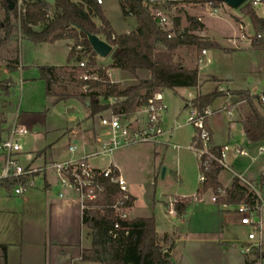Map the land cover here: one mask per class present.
I'll use <instances>...</instances> for the list:
<instances>
[{
    "label": "trees",
    "instance_id": "16d2710c",
    "mask_svg": "<svg viewBox=\"0 0 264 264\" xmlns=\"http://www.w3.org/2000/svg\"><path fill=\"white\" fill-rule=\"evenodd\" d=\"M9 0H0L8 16L1 22L4 29V40H10L21 34L35 44L53 43L59 39L73 40L69 60L74 64L67 67L62 75L56 66H39V78L45 83V94L55 105L62 101L75 99L87 105L89 118L102 115L110 109L115 113H131L140 107L157 92L171 89L175 92L179 88L198 86L199 69H190L175 60V51L186 45H196L198 50L219 49L215 42H205L195 35L192 28L181 29L180 19L176 18L173 31L175 35L168 37V32L158 25L157 20L143 6L142 0H119L125 17L133 16L137 26L129 33L117 34L104 15L100 4L96 0H28L24 11H19L16 0L10 9ZM195 4L209 1L219 5V0H190ZM247 16L253 27L251 43L247 48L257 59V76L264 78V17L259 16L249 3L239 8ZM99 19L100 26L95 22ZM42 25L40 29L36 26ZM202 26V25H201ZM86 33L104 36L113 46L110 55L111 63L98 65L96 57L91 59L90 66L99 74V80L83 81L79 78V70L75 62L77 46H83L88 51L95 52L88 41ZM228 52V51H227ZM18 64V60L16 62ZM119 69L135 78L137 82L126 87L119 83H111L107 71ZM139 71H147V78L138 77ZM75 84L80 91H71L68 85ZM89 84L85 91L83 86ZM5 94L9 95V88L5 87ZM235 94L244 100L249 110V117L242 121V127L248 140L264 142V103L259 95L251 94L249 89L236 90ZM217 94H198L189 105L199 111L209 108ZM112 98L113 103L108 100ZM1 116V114H0ZM6 120L0 117V141L6 138L8 128ZM208 127V125H207ZM209 129V127H208ZM212 136L211 130L209 129ZM196 137H194L195 141ZM193 141V142H194ZM212 144V139H211ZM197 145H200L198 142ZM210 151L216 157L221 155V147L212 146ZM199 169L204 173L202 192L211 189L217 196V202L225 205H235L241 202L255 204L257 195L250 191L248 185L237 175L233 176L229 188H224L219 181V173L224 168L215 160L203 157ZM15 180L0 182V187L9 188ZM104 187L103 199L90 203L83 211V222L90 230L91 247L82 251V259L97 261L102 264H174L170 255L164 251L162 239L157 232L155 217H137L120 219L113 204L122 197L117 184L110 178H101ZM259 183L264 186V172L260 175ZM224 191V195L220 193ZM134 198L131 197L129 206ZM189 198L176 199L175 208L179 215L186 213L190 207ZM119 223V228L114 225ZM264 258V253H259Z\"/></svg>",
    "mask_w": 264,
    "mask_h": 264
},
{
    "label": "crops",
    "instance_id": "0c3cea01",
    "mask_svg": "<svg viewBox=\"0 0 264 264\" xmlns=\"http://www.w3.org/2000/svg\"><path fill=\"white\" fill-rule=\"evenodd\" d=\"M49 2L54 4V0H49ZM114 3H118L121 10L119 0H103L100 4L113 30L117 34L129 33L134 30L137 26V20L133 16L125 17L123 15L122 29L117 28L110 14V8ZM7 16L5 8L0 4V21L3 22ZM95 22L97 24L100 21L95 19ZM41 27L42 25H38L35 29L38 30ZM72 44L73 40L70 38L59 39L53 43L35 44L21 34L10 40H4V29L0 26V69L5 72L4 74H7L8 77L6 78L12 79L17 86L19 83L14 81L12 75H20V84L40 80L38 67L43 65L61 68L62 70L59 71L63 75L64 70L74 64L73 61L69 60ZM248 47L249 45L245 44V48ZM60 56H64V62L60 61ZM17 60L18 64L16 63ZM10 61H14V63ZM98 63L106 66L111 63V58L107 62L99 60ZM109 70H113L118 76L125 74L119 69ZM149 76L150 73L147 72L145 78ZM258 79L260 78L258 77ZM227 80L228 86L231 85L228 88L235 91L249 89L253 95H259L264 88L260 81L257 89L253 92L250 87L234 86L233 75H227ZM16 85L15 87H17ZM217 97L219 96L217 95ZM232 106L230 112L222 110L221 106L207 120V125L212 133V144L221 148L228 144H237L246 150L249 156L229 154L227 167H224L219 173V181L224 188L231 186L234 175L239 176L243 183L245 180L253 181L260 186L261 192L259 194L264 198V186L259 183L260 175L264 172V161L259 165L258 176L250 175L251 168L258 156L263 155V153H259V147L264 148V142H251L244 133L242 121L249 117V110L245 101H234ZM185 107L191 109L188 101ZM240 110L242 111L240 112ZM87 123L84 118L80 119L75 127H68L69 132L65 130L56 139L45 143L38 149H32L33 153L28 155V160L25 163L39 166L52 161L68 159L71 156L69 146L72 144L81 146L78 147L80 151L94 152L100 150L101 134H103L104 128L97 121ZM10 125L5 123L8 130ZM7 134L8 131L6 136ZM195 135L196 133L192 137V146ZM64 137H66L65 143L60 144ZM71 139H73L72 142ZM255 146L257 151L253 153L251 150ZM23 155H25L24 150L21 158ZM125 156H128L126 152L120 154L115 150L108 157L109 162L116 166L127 180L130 193L134 198L130 209V218L152 215L155 217L153 213L140 214L137 211L138 188L136 183L130 181L124 160ZM237 157H243L250 162L247 165L239 166ZM96 160L92 159L91 163L96 167H103V165L96 163ZM151 170L152 175L155 176L153 179L156 181L160 170L155 165ZM176 176L178 178L179 173ZM202 187L203 183L200 181L196 193L192 196L205 194L202 197L203 201L192 202L190 200L191 204L186 213L176 216V218L181 219L180 227L174 225L169 229L161 230L156 226L162 239L164 251H168L174 264H249L250 254H244L242 249L247 246L252 247V245L261 246L264 249L261 239L259 243L251 244L253 241L248 240L250 231L244 242L230 236L229 232L225 230L227 228L223 224H217V222L218 219L223 220L225 215L237 213L232 205L223 207L217 201H212L211 197L206 196L211 189L201 192ZM10 197L12 196L3 187H0V264H102L97 261L82 259V251L91 247L90 230L83 222V211L76 193L62 186L52 170L47 172L44 182H41L37 188L28 190L23 196L17 197L16 201ZM168 198L161 200L164 206H167ZM202 216L216 221L215 224L212 226L207 224L196 225L200 223ZM218 225L222 228H218Z\"/></svg>",
    "mask_w": 264,
    "mask_h": 264
},
{
    "label": "rangeland",
    "instance_id": "374dc122",
    "mask_svg": "<svg viewBox=\"0 0 264 264\" xmlns=\"http://www.w3.org/2000/svg\"><path fill=\"white\" fill-rule=\"evenodd\" d=\"M162 5L168 7L174 23L176 18L180 19L181 29L192 28L197 25L196 29L191 32L205 42L219 44L223 50L206 49V59L204 62L199 63L198 58L203 50H198L196 45L179 47L175 51V60L190 69L198 67V86L179 88L177 92L171 89L163 91V103L166 106L163 113V124L167 131L156 143L138 142L124 145L116 150L120 154L124 152L128 154L124 160L130 181L136 183L138 188V213H153L156 218V226L161 230L169 229L174 225L181 226V219L169 214L167 206H164L161 200L169 197L166 202L169 204L170 200L183 198L177 195L192 196L196 193L195 191L200 182L199 160L192 146V137L196 133V129L188 122L191 109L185 107L186 102H191L198 94L216 93L219 97L215 98L209 108L214 113L222 106V110L230 112L234 101L237 102L241 98L235 94L234 89L228 88L231 85L228 86L227 75H233L234 86L243 85L250 87L253 92L257 89L260 81L264 86V80H262L264 78L258 79L257 76V59L250 50L245 48V44L249 45L246 43L247 41L242 40V33L247 37L253 35V27L250 19L240 9H233L223 4L220 15L215 16L208 12L205 3L195 4L184 0H165ZM254 10L259 16L264 17V2L258 4ZM110 14L117 28L122 29L123 13L118 3H114L110 8ZM241 23L244 29H239ZM97 25L100 26V22ZM101 37L104 38V36ZM100 58H97V61L107 62L110 60V55ZM60 59L62 62L65 61L64 56H60ZM10 62L14 63V61ZM110 72V80L120 82L119 84L122 87L137 82L135 78L127 73L118 76L113 70H110ZM4 73L0 69V106H2L0 117L6 120L7 125L17 119L30 132L21 138L25 152V155L22 156L23 162H26L28 155L33 153L32 149H38L45 143L56 139L65 130L69 132L68 127H75L80 119L84 118L85 122L87 120V124L93 121L98 123L100 115L95 118H89L87 106L84 103L77 102L75 99L52 105L51 100L46 97L43 80L37 79L30 81V83L22 82L20 84V75L14 74L12 75L14 81L19 83V86H17L12 79L6 78L8 76ZM146 73L145 71L139 72L138 77L145 78ZM68 86L71 91L81 90L76 88L75 84ZM5 87L9 88V95L4 93ZM190 93L194 96L189 97ZM251 94L253 93L251 92ZM112 103L113 101H111ZM138 110L139 108H136L133 113L129 114V117L140 118L142 114ZM110 112L111 110L108 109L102 115H108ZM65 138L62 139L60 144L65 143ZM72 141L73 139H71ZM78 147L81 146L78 145ZM251 151L254 153L257 151V147H253ZM262 153L263 155L258 156L257 161L251 168L250 175L252 176H258L259 165L264 161V152ZM237 159L239 166L247 165L250 162L243 157H237ZM108 162L109 157L96 160V163L103 166ZM154 165L160 170L156 181L153 179L155 176L152 175L151 170ZM177 173H179L178 178L176 176ZM250 183L252 185L249 187L250 191L254 192V194L261 192L258 183L256 184L253 181H250ZM200 190L202 192V188ZM221 194L224 195V192H221ZM204 196L205 194H196L189 198L194 202L196 197ZM206 196L212 198L214 196L213 191L211 190ZM10 198L17 200L15 196ZM237 205H232L235 212ZM258 219L261 220V235L258 234L256 241L251 242V244L259 243L261 239V243L264 246V209L259 212ZM215 222L202 216L200 223L196 225L207 224L212 226ZM217 224H223L227 228L225 229L226 232H229L233 238L240 239V242H244L247 239L248 232L252 230L248 226L241 225L240 217L235 213L225 215L223 220L218 219ZM220 225H218V228H222ZM252 248L254 257H260L259 253H264V249L261 246L252 245ZM250 258H253L252 254Z\"/></svg>",
    "mask_w": 264,
    "mask_h": 264
},
{
    "label": "built area",
    "instance_id": "2783aa9c",
    "mask_svg": "<svg viewBox=\"0 0 264 264\" xmlns=\"http://www.w3.org/2000/svg\"><path fill=\"white\" fill-rule=\"evenodd\" d=\"M28 0H16L19 11H24L25 4ZM101 4L103 0H96ZM165 0H142L143 6L147 11L157 20L158 25L168 32V37L175 35L173 31L174 22L172 21L168 7L162 5ZM180 1V0H175ZM190 1V0H184ZM263 0H248L253 8L262 3ZM224 3L215 5L214 2L209 1L205 3L206 9L211 15L219 16L221 13V6ZM239 29H244L243 24H240ZM100 38H102L100 36ZM106 40L105 38H102ZM242 40L251 43L250 37L242 33ZM107 41V40H106ZM93 50V49H92ZM94 51V50H93ZM96 54V53H95ZM207 50L202 51L198 58L199 63L205 61ZM75 62L79 70V78L83 81L99 80V74L93 67L90 66V61L96 56L92 51H88L83 46H77L75 52ZM97 64L100 65L97 61ZM110 80L111 72L107 71ZM111 83L114 81L110 80ZM89 84L83 86V90H87ZM225 90V89H224ZM223 90V91H224ZM222 91V92H223ZM163 92L154 93L146 103L141 105L138 111L142 114L140 118H130V113H115L111 110L108 115H100L98 123L104 128L101 134L100 150L94 152L80 151L76 144L69 146L70 158L61 161H52L42 165H34L22 161L21 154L23 153V144L21 138L29 134L26 126L20 124L17 119L9 126L6 138L0 141V182L7 180H15L9 187L4 188L11 196L21 197L28 190L35 189L41 182H44L48 171L52 170L60 184L76 193L77 199L82 211L89 207L90 203L98 202L103 199L104 187L102 186L101 178H110L112 182L118 185L122 192V197L118 199L113 208L120 219L130 218L129 202L131 200V193L125 178L120 173L119 169L108 162L103 167H96L91 163L92 159L107 158L115 150L124 145L138 143V142H157L159 138L166 133L163 124V113L166 106L163 103ZM189 94V97H193ZM260 100L264 103V88L259 94ZM111 104L112 98L108 100ZM133 113V112H131ZM213 114V110L206 108L199 111L191 107V112L188 117V122L196 129V139L193 142V149L197 154L199 163L207 165V162H202L203 157H207L210 161L215 160L223 167H227V157L229 154L233 156H249V153L240 148L237 144H228L221 148L220 157H216L211 153L210 147L212 136L207 127V120ZM198 142L200 145H197ZM264 152L263 147H259V153ZM199 180L203 183L205 180L204 173L200 170ZM245 184L249 187L251 183L245 180ZM224 192L220 190V193ZM257 195L255 204L248 202H241L237 205L236 213L240 217V223L243 226L252 228L248 234V240L255 241L258 234L261 233V220L258 219L259 212L264 209V198ZM62 196V194H60ZM212 201H217V196L214 195ZM203 198L195 199V202H201ZM133 203V202H132ZM175 200H170L167 204L168 212L173 217L179 216L175 208ZM227 205L223 204V207ZM115 229L119 228V223L114 225ZM251 246L243 247L242 252L246 255H253L249 260V264H264V258L254 257V252ZM166 252V251H165Z\"/></svg>",
    "mask_w": 264,
    "mask_h": 264
},
{
    "label": "water",
    "instance_id": "95a60500",
    "mask_svg": "<svg viewBox=\"0 0 264 264\" xmlns=\"http://www.w3.org/2000/svg\"><path fill=\"white\" fill-rule=\"evenodd\" d=\"M219 1H221L222 3L228 5L233 9H239L244 4H246L248 0H219ZM8 2L10 4V9H12L14 6V2L12 0H9ZM86 35L92 49L99 57L105 58L111 55L113 51V46L110 43L100 38V36L97 34L86 33Z\"/></svg>",
    "mask_w": 264,
    "mask_h": 264
}]
</instances>
